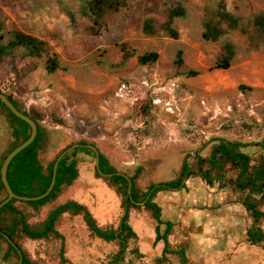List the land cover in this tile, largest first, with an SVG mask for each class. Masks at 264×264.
I'll use <instances>...</instances> for the list:
<instances>
[{
  "label": "rangeland",
  "instance_id": "rangeland-1",
  "mask_svg": "<svg viewBox=\"0 0 264 264\" xmlns=\"http://www.w3.org/2000/svg\"><path fill=\"white\" fill-rule=\"evenodd\" d=\"M220 1L241 18L242 29L230 30L218 41H204L203 22ZM84 2L0 0L4 33L19 29L46 43L47 53L41 57H24L17 49L12 61L0 65L2 91L10 93L21 109L44 115L45 146H56V130L68 136L66 145L80 139L93 142L115 167L124 164L133 172L141 166L138 188L175 177L185 154L194 167V153L207 155L215 138L250 142L246 151L253 159L264 154L255 145L264 143V38L250 24L253 15L264 11V0H125L119 10L103 16L97 34L80 16ZM177 4L186 9V15L173 23L177 38L142 32L146 17L158 25ZM67 11L76 14L74 25ZM223 42L233 44V59L227 69H213L224 53ZM179 49L182 63L176 65ZM149 51L157 52L158 58L140 64L137 57ZM53 53L59 65L49 73L46 57ZM190 70L197 74L187 75ZM60 119L63 125L58 124ZM12 140L9 118L0 112V157ZM40 154L45 160L46 149ZM77 155L85 156L82 151ZM85 157L92 168L93 155ZM99 188L97 207L114 214L116 224L122 212L120 195ZM169 195L177 201L167 206V216L176 224L170 241L174 246L186 244L188 264H264V244L252 245L245 239L251 218L235 194L209 187L194 174L186 180L185 190ZM180 209L192 213L200 224L198 230L186 223ZM76 218L65 236V264H105L116 245L91 237ZM129 223L138 236L129 247L138 246L144 257L126 260L153 264L161 251L158 244L152 245L155 220L140 208L131 210ZM260 223L264 230V219ZM19 242L40 264H59V240L20 238ZM4 249L0 241V264H15L14 256L2 259ZM170 261L181 264L177 256H170Z\"/></svg>",
  "mask_w": 264,
  "mask_h": 264
},
{
  "label": "trees",
  "instance_id": "trees-1",
  "mask_svg": "<svg viewBox=\"0 0 264 264\" xmlns=\"http://www.w3.org/2000/svg\"><path fill=\"white\" fill-rule=\"evenodd\" d=\"M124 4L125 0H85L79 13L80 16L85 17L90 23L88 29L92 33L97 34L102 25L103 16L108 12L119 10ZM185 15L186 9L181 4H177L167 10L165 20L158 25L155 24L153 18L146 17L142 22V32L146 35L163 33L171 38H177L178 31L173 25L174 20ZM67 16L72 25H74L76 14L72 11H67ZM250 24L264 38V11L253 15L250 19ZM3 29V22L0 19V65L9 60L12 61L17 49L21 50V54L24 57H41L47 53L46 43L39 37L19 29H10L7 33H4ZM234 29H242L241 18L228 11L225 4L220 1L207 13L203 22L201 38L204 41H218L228 31ZM6 34L7 39L5 40ZM222 49L224 53L212 65L213 69H227L230 66L234 56V46L230 42H223ZM181 55L182 50H177L176 65H181ZM157 58V52L149 51L139 55L137 60L140 64H146L154 62ZM10 65L13 66L12 62H10ZM58 65L56 53L46 57L45 69L47 72H54ZM13 71H16L15 68H13ZM186 74L196 75L197 72L190 70ZM0 91H2L1 88ZM2 92L7 95L15 106L21 109L10 93ZM0 112L7 114L11 127L13 140L6 151L8 152L28 138L30 126L13 114L1 100ZM23 112L36 122L37 133L32 142L10 160L7 167V179L16 194L35 196L43 193L48 187L56 156L73 142L60 149L53 159L43 165L38 155L47 137V132L41 124L44 115L36 109L23 110ZM58 124L63 125V120H58ZM77 142L95 145L93 142H86L82 139ZM250 145V142L222 137L215 138L207 155L202 156L198 152L194 153V158L196 159L194 167L188 161L189 155L185 154L175 177L165 181L151 182L144 189L135 186V180L142 169L138 166L135 168L134 173L129 176L132 182L130 192H127V179L125 177L115 174L104 177L99 174L94 166L95 176L105 180L109 186L115 187L121 197L120 206L122 212L116 226L113 224L105 226L98 224L86 205L75 200H67L54 206L41 221H30L42 205L55 198L62 189L72 184L78 177L76 154L79 151H83L94 157L91 149L84 146L76 147L58 161L55 182L45 197L28 201L12 198L0 207V241L5 243V249L1 257L5 261L10 256H14L15 264H40L29 257L27 251L19 242V238L27 237L36 241L59 239V264H65L67 262L65 238L55 228V223L64 213H69L70 215H81L91 237L116 245V251L108 257L105 264H134L133 262H128L126 257L140 259L143 258V254L139 251L138 246L129 247L130 241L137 239V234L129 223V216L131 210L144 208L150 212L156 222L153 245L159 241L163 242L161 253L153 259V264H172L170 261V256L172 255L177 256L181 264H188L190 261L186 256V244L175 248L169 242L168 237L172 234L174 223L170 220L162 219V209L156 201V197L162 191L185 190L186 180L194 174H198L209 187H216L218 190H225L235 194L236 202L241 204L251 217V223L246 229V241L252 245L264 244V230L260 223L264 219V209L262 208L264 206V154L259 155L257 159H253L252 155L246 151V147ZM255 145L264 150L263 142L255 143ZM4 157L5 154L0 158V166ZM99 167L103 173L117 171L108 158L100 151ZM0 192L5 193L1 177ZM5 235L16 246H13L5 238Z\"/></svg>",
  "mask_w": 264,
  "mask_h": 264
},
{
  "label": "crops",
  "instance_id": "crops-1",
  "mask_svg": "<svg viewBox=\"0 0 264 264\" xmlns=\"http://www.w3.org/2000/svg\"><path fill=\"white\" fill-rule=\"evenodd\" d=\"M59 131L60 130H56L57 134H55V140H56V138L59 139V140H56V142H57L56 146L53 143L50 144L49 146H45V144H44V146L42 148V149H46L45 160H43L41 158V154L40 153H41L42 149L39 151L38 158H39L40 162L43 165H46L51 159H53L55 154L58 153L60 149H62L64 146H66V144H64V141L69 139V138H68L67 135H65V132L60 131V133H59ZM2 150H3V147H2ZM6 153L7 152H5L4 154H6ZM77 154H76V158L78 160V177L72 182V184H70L66 188L62 189L61 192H59L58 195L55 198L51 199L50 201H48L47 203H45L44 205H42L39 208L37 214L33 217V218H35V217H38V216L41 215L42 217L39 220L32 221L31 220L32 218H31L30 221H32V222L41 221L48 214L49 210L51 208H53L54 206H56L58 204H61V203L65 202V201H67V200H75V201H77L79 203H82V204L86 205V207L91 211L93 216L96 218L98 224L103 225V226L108 225V224H113L114 226H116L118 224V222H119V218L117 220V223L115 224L114 223V214L109 213V211L106 208L101 209V211H103V212H100V210L98 209L100 204H98L95 201V196L98 194V189L100 190L99 187H101V190L102 189H103V191L107 190L110 193L113 192V191H117V189L115 187H113V186H109L106 183V181L103 180L102 178H98V177L95 176V174H94V166L92 168L89 167V164L86 161V157H85V156H87V154L85 152H83V155H85V156H78ZM105 156L110 161L109 156L108 155H105ZM1 157H2V155H1ZM82 159L84 161H82ZM110 163L113 164L111 161H110ZM116 168L119 171L127 172L129 175L133 174V172H134V170H133V172H129L128 169L124 166V164H121L120 167H116ZM85 172L87 173V175L83 174ZM135 185H136V181H135ZM142 189H144V188H142ZM169 193H171V192H167V191L159 192L157 197H156V201L161 206L162 219L163 220H169L170 219L173 222H175L172 218L167 216L168 215V207L167 206L169 204L175 205L177 203V201L173 197H171L169 195ZM4 196H5V193L0 192V199L4 198ZM120 201H121V199H120ZM97 205H98V207H97ZM239 205H241V204H239ZM96 213H98V215L102 218L101 222L99 221L98 216L96 215ZM180 214H181V216H183V219L186 221V223H188V221L192 220V218H191L192 213H188V212L183 211V210L180 209ZM76 217H80V219H81L78 222L76 220V223H79V225H81L83 223L82 225H84V227L86 228L85 223H84L81 215H70L69 213H64L55 223V228L61 234L64 235L65 246H66V237H65L66 233H67V231L72 230L74 219H77ZM204 222H205V219H203L202 223H204ZM250 223H249V225H250ZM155 224H156V222H155ZM190 225H194V220H192ZM175 226H176V224H175ZM175 226H174V228H175ZM86 230H87V228H86ZM87 232H88V230H87ZM170 237H171V235H169V237H168L169 238V242L171 243ZM21 238H27V237H21ZM27 239H29V238H27ZM245 239H246V230H245ZM29 240H31V239H29ZM56 240H59V239H56ZM32 241H36V240H32ZM39 241H42V240H39ZM59 244H60V240H59ZM156 244H158V247H160V249H162V246H163V242L162 241H159ZM184 244L180 242V245H184ZM143 245H142V249H143V247L145 249L146 246L145 245L143 246ZM152 245H153V240H152ZM155 245H153V246H155ZM171 245H173V244L171 243ZM177 246H179V245H176V246L173 245V247H175V248ZM139 251L143 254V257H144V252H142L141 249H139ZM160 253H161V251H160ZM160 253H159V255H160ZM159 255H157V256H159ZM173 256H175V255H173ZM58 261H59V259H58Z\"/></svg>",
  "mask_w": 264,
  "mask_h": 264
},
{
  "label": "water",
  "instance_id": "water-1",
  "mask_svg": "<svg viewBox=\"0 0 264 264\" xmlns=\"http://www.w3.org/2000/svg\"><path fill=\"white\" fill-rule=\"evenodd\" d=\"M0 100L5 104V106L13 114H15L17 117H19L20 119H22L25 122H27L29 124V126H30V131H29L28 138L26 140L22 141L20 144H18L16 147H14L13 149H11L10 151H8L5 154V157L2 160V162H1V166H0V177H1V181H2L3 186H4L5 196L0 201V207L2 205H4L6 202H8L10 199H12V198H16V199H19V200L28 201V200H37V199H40V198L45 197L49 193V191L51 190V188H52V186H53V184L55 182L56 168H57L58 161L65 154H67L68 152H70L74 148L80 147V146L87 147V148H89V149H91L93 151V153H94V166H95V168L97 169V171L99 172L100 175H102L104 177H109L112 174H115V175H120V176L125 177L127 179V183H128V185H127V192H130V189H131V186H132V182H131L129 176L126 173L121 172V171H115L113 173H103L100 170V167H99V150H98L97 146H95L93 144H90V143L74 142L70 146H68L65 149H63L56 156V158L54 160V164H53V171H52V176H51V179H50V183H49L48 187L46 188V190L43 193L38 194V195H35V196H23V195L16 194L12 190V188H11L9 182H8V179H7V167H8V164H9L10 160L13 158V156L15 154H17L20 150H22L23 148H25L27 145H29L32 142V140L35 138L36 133H37V124H36V122L30 116H28L27 114H25L23 112V110H21L17 106H15L12 103V101H10V99L7 97V95L4 92H2V91H0ZM5 238H7V240L13 246H16L15 243L13 241H11V239L7 235H5Z\"/></svg>",
  "mask_w": 264,
  "mask_h": 264
},
{
  "label": "flooded vegetation",
  "instance_id": "flooded-vegetation-1",
  "mask_svg": "<svg viewBox=\"0 0 264 264\" xmlns=\"http://www.w3.org/2000/svg\"><path fill=\"white\" fill-rule=\"evenodd\" d=\"M77 142V141H76ZM74 143V142H73ZM72 143V144H73ZM70 146V145H69ZM98 148V147H97ZM99 150V149H98ZM100 151V150H99ZM101 152V151H100ZM102 153V152H101ZM110 162V161H109ZM113 165V164H112ZM114 166V165H113ZM115 167V166H114ZM136 167H138V166H136ZM135 167V168H136ZM141 167V166H140ZM116 168V167H115ZM117 169V168H116ZM117 171H119V170H117ZM134 171H135V169H134ZM121 172H123V171H121ZM124 173H126L128 176H130L127 172H124ZM134 173V172H133ZM132 175V174H131ZM130 178V177H129ZM137 179V178H136ZM136 181V180H135ZM127 185H128V183H127ZM148 185V184H147ZM136 186V185H135ZM142 189V188H141ZM181 191V190H180ZM176 192V191H175ZM179 207H180V205H179ZM170 220V219H169ZM192 220H194V228H196L197 230L200 228V224H199V222H197V219H192ZM192 220H190L189 221V223H191L192 222ZM170 221H172V220H170ZM173 222V221H172ZM174 223V222H173ZM174 226H175V224H174ZM174 228V227H173ZM199 232H200V230H199Z\"/></svg>",
  "mask_w": 264,
  "mask_h": 264
}]
</instances>
